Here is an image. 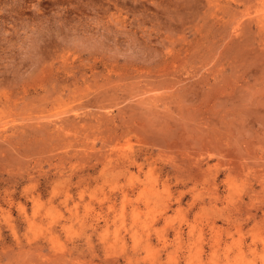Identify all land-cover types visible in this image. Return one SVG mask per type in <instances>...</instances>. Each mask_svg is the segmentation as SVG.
<instances>
[{
    "label": "rangeland",
    "instance_id": "rangeland-1",
    "mask_svg": "<svg viewBox=\"0 0 264 264\" xmlns=\"http://www.w3.org/2000/svg\"><path fill=\"white\" fill-rule=\"evenodd\" d=\"M0 264H264V0H0Z\"/></svg>",
    "mask_w": 264,
    "mask_h": 264
}]
</instances>
